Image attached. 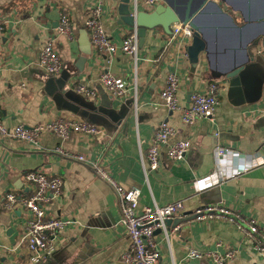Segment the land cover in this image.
I'll return each mask as SVG.
<instances>
[{
	"label": "crops",
	"instance_id": "0c3cea01",
	"mask_svg": "<svg viewBox=\"0 0 264 264\" xmlns=\"http://www.w3.org/2000/svg\"><path fill=\"white\" fill-rule=\"evenodd\" d=\"M90 0H0V96L4 123L8 127L34 126L62 114H75L102 126L100 139L72 132L63 140L45 133L39 146L16 138H0V264H32L18 246L24 235L28 212L18 205L7 210L2 194L30 192L26 172L44 166L65 179L63 194L52 198L47 212L74 216L76 224L59 236L53 257L39 264H125L122 255L131 248L119 200L113 187L97 176L90 163L67 158L57 148L105 159L112 174L127 188L141 190V206L183 200L184 211L171 225H180L168 242L156 232L161 264H213L207 258L188 259L189 247L219 249L217 242L239 247L231 264H264V258L247 249L242 232L230 221L208 223L185 218L203 204L224 202L243 216H252L264 225V0H163L180 14L194 10L200 28L185 45L188 58L180 63L181 85L178 101L188 106L190 95L203 90L210 81L220 85V104L212 118L187 125L181 110H170L161 91L168 74L176 70L167 56L171 34L163 27L149 28L137 57L119 48L112 56L94 49L85 20ZM102 22L107 33L121 45L133 29L129 16L131 0H108ZM215 3L233 18L235 27ZM156 8V7H155ZM144 9V11H153ZM72 21L74 36L58 34L60 14ZM172 25L173 32L176 26ZM57 38L63 69L51 75L37 62L47 39ZM108 58L111 62L108 63ZM244 65L237 75L228 72ZM109 70L126 80V98H114L101 82ZM26 84L23 87L22 84ZM80 84L93 87L89 96L76 90ZM128 119L121 129L120 120ZM177 129L171 138L192 139L182 161L163 154L157 170L145 171L148 144L160 122ZM218 146L231 151L219 160ZM165 153V149L163 150ZM236 177V170H244ZM36 264V263H34Z\"/></svg>",
	"mask_w": 264,
	"mask_h": 264
},
{
	"label": "built area",
	"instance_id": "2783aa9c",
	"mask_svg": "<svg viewBox=\"0 0 264 264\" xmlns=\"http://www.w3.org/2000/svg\"><path fill=\"white\" fill-rule=\"evenodd\" d=\"M108 0H90V15L85 20V27L89 31L94 49L99 53L112 56L119 48L125 53L137 57L139 51V35L136 26L130 27L132 32L122 38L118 45L104 28L102 19L105 15V7ZM163 0H131L134 8L133 16H137L140 8L153 9ZM4 26L0 22V33ZM58 34L68 38L74 36L72 21L67 12L60 14L57 27ZM194 37V31L190 23H179L170 38V49L167 53L169 61L174 64L176 70H171L161 91L166 106L170 110H181L182 120L191 125L202 118H212L220 104V85L210 81L203 90L194 91L190 95L188 106L182 107L178 101V91L181 78L178 72L180 63L188 58L184 51L185 45ZM57 38L47 39L37 62L38 66L51 75H58L63 69V58L58 50ZM111 59L108 58V63ZM101 82L111 92L114 98L122 100L129 92L127 82L123 78L114 76L109 70L101 75ZM26 87V84H22ZM76 90L82 94L95 96L97 92L93 87L80 84ZM52 132L63 140L72 132L82 136L101 138L106 134L105 129L89 120L75 114H62L56 118H49L34 126L20 124L8 127L4 123L2 112V100L0 96V138H16L27 141L34 146H39L45 133ZM177 133V129L168 121L160 122L148 144L146 160L143 159L145 171L157 170L162 164L163 154L176 162L182 161L192 146V139L180 137L174 141L171 138ZM165 149V153L164 150ZM67 158L90 163L95 167L97 176L103 178L113 187L122 213L123 222L127 227L131 238V248L122 255L125 264H161V248L157 240V231H161L163 237L170 242L180 228L179 224L168 225L180 212L184 211L183 200H177L167 204H154L153 206H141V190L137 186L127 188L111 172L109 163L105 159L92 160L88 156L66 151L62 146L57 148ZM231 150L225 146L216 149L217 160L228 155ZM244 170H236L230 176L236 177ZM29 181L27 194L16 195L13 191L2 194L3 206L12 211L18 205L28 212L26 231L18 242V246L25 250L27 260L32 264H39L46 258L53 257L59 248V236L69 227L76 224L74 216H55L47 212L46 205L52 198H58L63 194L65 179L62 176L52 174L44 166L26 172ZM185 218L196 222L208 223L216 220L233 222L242 232L243 242L248 250L264 258V225L255 217L243 216L231 209L226 203L203 204L196 208L192 214L184 215ZM219 249H198L189 247L188 259L207 258L213 264H231L239 254V247L226 245L223 241L217 242ZM2 242L0 240V250Z\"/></svg>",
	"mask_w": 264,
	"mask_h": 264
},
{
	"label": "water",
	"instance_id": "95a60500",
	"mask_svg": "<svg viewBox=\"0 0 264 264\" xmlns=\"http://www.w3.org/2000/svg\"><path fill=\"white\" fill-rule=\"evenodd\" d=\"M217 8L221 11L222 14H224L228 20L235 26L239 27L233 22V18L230 14L223 11L221 6L218 3H215ZM194 10H190L187 12H184L183 14H180L177 9H175L172 5L167 4H160L156 6V8L153 11H139L137 16H129V25L136 26L138 28V35H139V46H142L145 41V36L147 34V30L149 28H155L156 26H163L171 35L173 34V28L172 25L174 23L182 21L183 23H190L192 29L198 30L200 27L195 24L194 22ZM262 23V30L259 32V34H264V18L259 21ZM199 35L198 32H194V35ZM242 69H244V65H241L240 67L235 68L234 70H231V72H228V76L232 77L234 75H237ZM128 119L120 120L119 127L124 126V123H126ZM123 125V126H122ZM172 220L168 221V225H171ZM81 256L75 257L72 264H77L80 262Z\"/></svg>",
	"mask_w": 264,
	"mask_h": 264
}]
</instances>
